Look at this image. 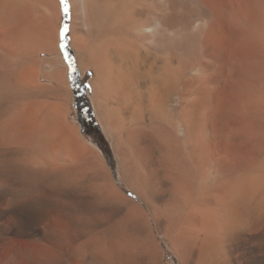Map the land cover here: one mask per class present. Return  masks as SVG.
<instances>
[{
	"label": "bare ground",
	"instance_id": "6f19581e",
	"mask_svg": "<svg viewBox=\"0 0 264 264\" xmlns=\"http://www.w3.org/2000/svg\"><path fill=\"white\" fill-rule=\"evenodd\" d=\"M68 2L118 179L65 121L60 0H0V249L51 251L35 264H264V0ZM85 171L82 192L104 204L71 207L67 250L34 192ZM15 185L30 207H14Z\"/></svg>",
	"mask_w": 264,
	"mask_h": 264
},
{
	"label": "rangeland",
	"instance_id": "374dc122",
	"mask_svg": "<svg viewBox=\"0 0 264 264\" xmlns=\"http://www.w3.org/2000/svg\"><path fill=\"white\" fill-rule=\"evenodd\" d=\"M67 4H68L67 31L64 32V35L62 38L60 35V30H61L64 12L61 8L60 21H59V27H58V30H59L58 31V43H57L61 58L66 65V75H67V80L69 82V88H70V94H68L67 92L64 93V95L61 99V101L63 100V102H65V103L62 102V105L64 108L63 111L65 112L64 113L65 121H66V123H70L71 125L77 126V129H79L78 130L79 134H81V136L84 140V143H86L88 146L92 147L96 151V153L98 154V157H100V159H102L101 160L102 163L108 165L107 167L112 169V172H113V174L117 180L118 179V173H117V169H116L117 166H116V160H115V155H114V151H113L112 141L110 140L109 136L107 135L103 126L101 125L100 121L98 120V117L96 115V111H95V108L93 105L92 97H91L90 92H89V80L93 76V71L91 69L82 70L79 67L78 62H77V58H76V50L72 46L71 41L69 39V24H70V19H71V10L69 7L68 0H67ZM62 41H63V47H61ZM40 55H41V57H47V58L52 57V55L49 56V54L46 52H42ZM43 67L46 71H49L48 69H50L49 65H47V64ZM71 73L73 74L74 78H77V80L79 82L83 83L85 102H86L87 107L89 108V113L91 114L93 123L95 125L94 131L83 130L82 125H81L79 118L77 116V110H76V106H75V94L73 92V88H72L71 82H70ZM41 81L43 83H46L47 85H48V83H50L49 80H45V79H42ZM87 172H89V171L87 170ZM87 172L85 173V175H83V173L82 174L78 173L77 174L78 176H74L75 179H74V182L72 183L74 186L56 185V186L52 187L51 183L50 182L48 183L46 179H42V181H41L42 185L41 186L39 184H36L37 190L34 193H35V196H37L38 204H41L43 208L45 207V209H43V208L42 209H43V211L45 210V215H47V217L49 219L48 221H50L55 233H57L60 236L61 241L63 243V246H67L66 248L63 246L62 247L64 249H67V250H68V246L70 244L69 243L71 240L70 238H72V231H71L70 226H69V224H70L69 223V215H72V212L70 211L73 208L72 206H75L74 204L78 205V207H81V206L84 207L85 205L88 206L89 204H96V203L104 204V203L100 202V199L98 198V196H94L95 194L94 195L91 194L92 197L91 196L89 197L90 194L86 190H85V193L82 192V190L84 191V189L85 188L87 189V187H88V186H86V187L84 186L88 183L87 180L89 179V176H88L89 174ZM81 187L84 189H81ZM18 188L19 187L17 185H15V189H12L10 191V198H12L11 196L15 197V199H12L11 201H13L14 204L15 203L16 204L14 205V204H12L13 202L10 203V201H9V203H5L3 205V207L4 206L9 207L8 204H10V206L14 205V207L17 204H18L17 206L20 205L22 207H24V206L30 207V204H25L27 202H24V201H22V199H20V197H19L20 194H18V192H20V189H18ZM54 189H56V190L54 191ZM86 193H88V194H86ZM16 196H18V199L16 198ZM93 200H94V202L92 203ZM46 204H54L53 206H54V209L56 211L54 213L56 215L53 214L54 209L51 212L50 210H48L49 208H47ZM87 206L84 207V209L89 208V206L88 207ZM93 208L94 207H92V210H93ZM87 210H89V209H87ZM93 212L95 213L96 210ZM97 212L100 213L102 211L100 209V211H97ZM106 212H109V211L107 210ZM106 212L103 211V214L105 213L106 215L105 214L101 215V216L105 217L104 219H106L107 216L109 217V214H107ZM96 213H95V215H97ZM91 214H89L88 217ZM103 217H101V219H103ZM99 218L100 217H97V219H99ZM11 222H13V220L11 219V217H8L7 223H11ZM66 224H68V225H66ZM67 230H68V232H67ZM162 245L165 248V252H164V256H163L164 262L166 263L167 261H172V255L169 254L168 251H166V245H164V244H162ZM44 252H45V254H47V256L45 254H43ZM41 253H42L41 249H38L33 244L24 245L23 244V238H21L19 241H16L15 243L12 241L6 243L4 248L0 249V260L5 259V261H6L5 264H35L34 263L35 259L38 260L41 257L43 258V256H44V259L52 258L51 251H49V252L43 251V253L42 254Z\"/></svg>",
	"mask_w": 264,
	"mask_h": 264
},
{
	"label": "flooded vegetation",
	"instance_id": "af4514ba",
	"mask_svg": "<svg viewBox=\"0 0 264 264\" xmlns=\"http://www.w3.org/2000/svg\"><path fill=\"white\" fill-rule=\"evenodd\" d=\"M70 82L75 94L77 116L82 125V128L83 130L94 131L95 125L93 123L92 116L89 113V108L87 107L85 102L83 83L79 82L77 78H74L72 73L70 76Z\"/></svg>",
	"mask_w": 264,
	"mask_h": 264
},
{
	"label": "snow or ice",
	"instance_id": "6c2138e0",
	"mask_svg": "<svg viewBox=\"0 0 264 264\" xmlns=\"http://www.w3.org/2000/svg\"><path fill=\"white\" fill-rule=\"evenodd\" d=\"M60 5L62 7V10L65 14V17H67V13H68V4H67V0H60ZM67 31V25H64L61 29V37L63 38V34L64 32ZM61 47H63V42L61 43Z\"/></svg>",
	"mask_w": 264,
	"mask_h": 264
},
{
	"label": "trees",
	"instance_id": "16d2710c",
	"mask_svg": "<svg viewBox=\"0 0 264 264\" xmlns=\"http://www.w3.org/2000/svg\"><path fill=\"white\" fill-rule=\"evenodd\" d=\"M64 25H67V17H65V14L63 13V20H62V25H61V29ZM60 35H61V30H60ZM64 35V34H63ZM65 38V37H64ZM63 42V41H62Z\"/></svg>",
	"mask_w": 264,
	"mask_h": 264
}]
</instances>
